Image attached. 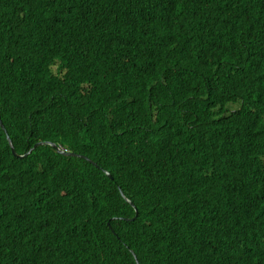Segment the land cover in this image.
<instances>
[{
  "label": "trees",
  "instance_id": "obj_1",
  "mask_svg": "<svg viewBox=\"0 0 264 264\" xmlns=\"http://www.w3.org/2000/svg\"><path fill=\"white\" fill-rule=\"evenodd\" d=\"M0 118V264H264V0L1 2Z\"/></svg>",
  "mask_w": 264,
  "mask_h": 264
},
{
  "label": "water",
  "instance_id": "obj_2",
  "mask_svg": "<svg viewBox=\"0 0 264 264\" xmlns=\"http://www.w3.org/2000/svg\"><path fill=\"white\" fill-rule=\"evenodd\" d=\"M4 1H6V0H2V1H0V3H1V2H4ZM0 124H1V127L4 128V125L2 124V121H0ZM7 138H8V140H9V144H10V146L12 147L13 153H14L15 155H17V156H20V157H24V156H26L28 153H30V152L32 151V149H33L34 147H36V146H38V145H41V144H43V143H49V144H51L52 146H54L55 148H57V150H58L59 152H61V153H63V154H66V155H76V156H81V157H82V155H78V154H76L75 152H71V151L64 150V148H63L62 146H60V145H58V144H56V143H54V142H52V141H44V142L40 141V142H37V143H35V145H34V146H33L28 152H25V153H23V154H18V153L15 151V149H14V146H13V144H12V141H11L10 137L7 136ZM83 157H85V156H83ZM85 158H86V157H85ZM87 159H88V158H87ZM88 160L91 161V162H93V160L90 159V158H89Z\"/></svg>",
  "mask_w": 264,
  "mask_h": 264
},
{
  "label": "clouds",
  "instance_id": "obj_3",
  "mask_svg": "<svg viewBox=\"0 0 264 264\" xmlns=\"http://www.w3.org/2000/svg\"><path fill=\"white\" fill-rule=\"evenodd\" d=\"M233 104H237V106H234ZM233 109H236V108H239L240 106H241V108L243 109V108H246V104H243L242 102H235V103H230L229 104ZM0 121H2L1 120V118H0ZM2 124H3V122H2ZM1 125V124H0ZM4 125V124H3ZM4 129V128H3ZM8 136V135H7ZM14 146V145H13ZM64 150H66V149H64ZM67 151H69V150H67ZM71 152H73V151H71ZM76 153V152H75ZM76 154H78V153H76ZM79 155V154H78ZM86 158H89V157H87V156H85ZM125 197V196H124ZM132 203V202H131Z\"/></svg>",
  "mask_w": 264,
  "mask_h": 264
},
{
  "label": "rangeland",
  "instance_id": "obj_4",
  "mask_svg": "<svg viewBox=\"0 0 264 264\" xmlns=\"http://www.w3.org/2000/svg\"><path fill=\"white\" fill-rule=\"evenodd\" d=\"M234 106H237V104H233Z\"/></svg>",
  "mask_w": 264,
  "mask_h": 264
}]
</instances>
